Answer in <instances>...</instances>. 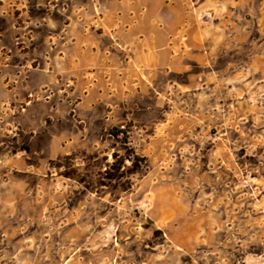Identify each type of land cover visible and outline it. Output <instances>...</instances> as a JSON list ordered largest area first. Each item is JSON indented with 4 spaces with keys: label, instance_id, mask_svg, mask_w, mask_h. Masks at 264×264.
<instances>
[{
    "label": "rangeland",
    "instance_id": "obj_1",
    "mask_svg": "<svg viewBox=\"0 0 264 264\" xmlns=\"http://www.w3.org/2000/svg\"><path fill=\"white\" fill-rule=\"evenodd\" d=\"M91 2L0 0V264H264V0H189L188 71L128 103L106 75L104 119L68 136L73 82L30 75Z\"/></svg>",
    "mask_w": 264,
    "mask_h": 264
},
{
    "label": "crops",
    "instance_id": "obj_2",
    "mask_svg": "<svg viewBox=\"0 0 264 264\" xmlns=\"http://www.w3.org/2000/svg\"><path fill=\"white\" fill-rule=\"evenodd\" d=\"M94 1L100 16L89 12L91 2L77 4L75 15L60 18L59 31L64 28L66 35L57 51L49 53L50 70L30 75L31 88L56 90V80L60 86L73 82L72 92L62 99L66 106V98L78 100L74 114L69 115L68 107L64 113L68 136L86 134L97 120L104 119L102 109L108 103L106 75L116 89L109 102L128 103L133 95L162 87L158 82L169 83L173 75L187 72L194 47L185 48L182 40L191 44L199 39V23L189 0ZM51 24L47 22L45 26L50 29ZM89 71L96 76V83L85 94L87 82L83 77ZM55 97L61 99L59 95ZM72 119L83 125H76Z\"/></svg>",
    "mask_w": 264,
    "mask_h": 264
}]
</instances>
